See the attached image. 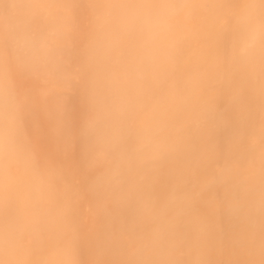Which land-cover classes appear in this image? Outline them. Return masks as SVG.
Listing matches in <instances>:
<instances>
[{
	"label": "bare ground",
	"instance_id": "1",
	"mask_svg": "<svg viewBox=\"0 0 264 264\" xmlns=\"http://www.w3.org/2000/svg\"><path fill=\"white\" fill-rule=\"evenodd\" d=\"M0 264H264V0H0Z\"/></svg>",
	"mask_w": 264,
	"mask_h": 264
}]
</instances>
